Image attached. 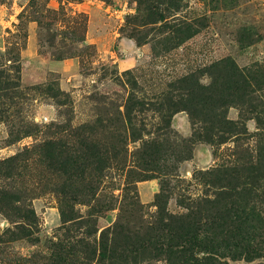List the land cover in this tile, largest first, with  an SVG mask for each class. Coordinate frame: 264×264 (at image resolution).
<instances>
[{
	"label": "rangeland",
	"instance_id": "obj_1",
	"mask_svg": "<svg viewBox=\"0 0 264 264\" xmlns=\"http://www.w3.org/2000/svg\"><path fill=\"white\" fill-rule=\"evenodd\" d=\"M194 29L176 44L179 30ZM226 57L263 80L254 103L228 109L237 131L208 142L210 133L199 135L200 125L184 112L160 129L164 120L154 108L169 84L189 73L208 84L204 69ZM131 95L144 107L135 105L127 117ZM49 142L61 151L60 163L87 144L107 163L100 173L77 169L83 181L74 177L71 193L61 196L68 181L44 154ZM150 147L160 155L150 156ZM251 166L263 167L245 186L257 198L226 202L241 215L252 211L261 226L264 0H0V192L13 196L11 205L0 202V264H107L89 250L113 227L131 241L165 248L159 192L178 219L207 198H221L212 174L239 169L241 183ZM83 183L93 196L75 195ZM61 210L73 220L63 222ZM208 221L197 223L200 238ZM254 233L264 238V231ZM200 241L218 254L236 250L222 236ZM167 262L164 255L139 264ZM236 264H264V254Z\"/></svg>",
	"mask_w": 264,
	"mask_h": 264
},
{
	"label": "trees",
	"instance_id": "obj_2",
	"mask_svg": "<svg viewBox=\"0 0 264 264\" xmlns=\"http://www.w3.org/2000/svg\"><path fill=\"white\" fill-rule=\"evenodd\" d=\"M179 32L183 35L177 36L176 44H181L192 37L196 30L185 32L179 30L177 33ZM203 73L210 79L208 84L201 83L198 73H189L169 84V90L163 96L164 101L160 102L161 98L160 105H157L158 108H154L164 120L165 128L160 129H169L172 117L179 112H184L194 124L200 125L199 135L210 133L208 137H205L208 142L213 141V139L215 142L219 138L237 131L235 130V123L227 119V111L231 107H245L255 102L254 95L261 89L263 81L260 73L257 74L248 69L240 68L230 57L210 64ZM135 105L144 107L143 102L137 101L134 95L129 96L126 104L127 117ZM129 122L131 123L130 120ZM140 130L141 133L137 134L135 138L141 137L142 132L146 131L145 128ZM47 144L50 149H44V154L47 158L52 159L51 168L61 165L63 167L62 174L66 176L68 181L67 187L61 188V196L71 193L74 177L77 181H83L77 169L86 170L90 168L100 173L107 163V157L102 156L99 148L91 144H87L85 148L78 150L70 157L67 155L69 158L65 157L60 163L58 159L61 158V151L56 148V143L49 142ZM148 151L150 156L160 155V151L155 147H150ZM79 163L81 164L77 166ZM262 168L251 166L247 170V179L241 183L239 169H225L221 175L212 174L214 178L211 180V184L217 188V197L221 198L215 197V200L207 198L199 203L200 206L197 209L178 219L167 214L168 196L162 195V191L159 192L155 196V205L158 207L161 218L158 224L160 227L166 228L167 236L170 239L167 247L159 248L154 240L150 242L138 237L136 241H131L127 233L121 234L120 231H116V227H113L100 232L99 240L94 241V246H91L89 250L92 257H95L96 253L99 252L107 260V264H139L164 255L168 264H236L240 261L253 262L262 258L264 238L262 239L254 232L256 230L264 231L262 228V226L264 227V210L260 209V214L263 217L260 226V220L252 211L247 212L245 210L244 214L241 215L240 212H235L233 202L231 204L226 202L227 199L236 195L241 197L247 205L252 204L253 198H257V195H252L249 188H245V186L246 183L252 185L258 181L254 175L259 174ZM241 171L243 172V170ZM81 186L82 189L75 190L76 196L83 198L88 195L89 197L93 196L94 192L91 194L90 191L86 190L84 183ZM77 200L80 204L84 203V200L81 201L80 198ZM0 202L2 207L11 205L13 196L7 192H0ZM61 214L63 222L67 223L73 220L67 212L61 210ZM202 220H209L204 226L205 234L202 238L207 234L222 236L224 240H227V244L232 242L230 246L235 247V252L225 254V250L218 254L214 250L215 247H210L206 241H200L202 238L199 237L197 223ZM148 238L152 240L154 237L150 235ZM171 239H175L176 245L171 244ZM80 242L83 243L84 239H81ZM170 247H174V250ZM197 256H200L201 259Z\"/></svg>",
	"mask_w": 264,
	"mask_h": 264
}]
</instances>
